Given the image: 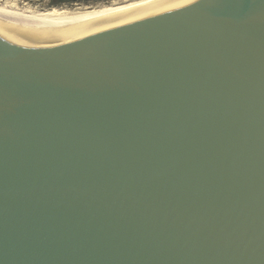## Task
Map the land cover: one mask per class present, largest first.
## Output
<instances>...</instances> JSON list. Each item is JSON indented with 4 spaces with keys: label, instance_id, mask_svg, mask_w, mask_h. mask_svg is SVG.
I'll use <instances>...</instances> for the list:
<instances>
[{
    "label": "water",
    "instance_id": "obj_1",
    "mask_svg": "<svg viewBox=\"0 0 264 264\" xmlns=\"http://www.w3.org/2000/svg\"><path fill=\"white\" fill-rule=\"evenodd\" d=\"M0 264H264V0L0 14Z\"/></svg>",
    "mask_w": 264,
    "mask_h": 264
},
{
    "label": "bare ground",
    "instance_id": "obj_2",
    "mask_svg": "<svg viewBox=\"0 0 264 264\" xmlns=\"http://www.w3.org/2000/svg\"><path fill=\"white\" fill-rule=\"evenodd\" d=\"M151 1H154V0H123L122 3L114 2L107 6L105 5V6H100L97 8H92V9H84L81 11H78V10L70 11L68 9H57V8H52L50 10L47 9V11H43V12H39L38 10L30 11V9L29 10L25 9L21 11V10L14 9L15 7L11 8L13 10L6 11L4 9L5 7L2 6V8H0V14H5V15H10V16L20 17V18H25V19L39 20V21L56 24V23H66V22L96 19V18L105 16L110 13L133 8V7L145 4V3H149Z\"/></svg>",
    "mask_w": 264,
    "mask_h": 264
},
{
    "label": "rangeland",
    "instance_id": "obj_3",
    "mask_svg": "<svg viewBox=\"0 0 264 264\" xmlns=\"http://www.w3.org/2000/svg\"><path fill=\"white\" fill-rule=\"evenodd\" d=\"M51 0H0V8L5 7L4 9L6 11L13 10L11 8L17 9V10H29L30 11H47L52 8L57 9H68L70 11H81L84 9H92L97 8L100 6H107L111 3H122L123 0H101V1H92V2H79V1H68L65 3H54L52 4L50 2ZM8 3V4H7ZM14 4V5H12ZM11 5V6H10ZM10 8V9H9ZM8 9V10H7ZM72 9V10H71Z\"/></svg>",
    "mask_w": 264,
    "mask_h": 264
},
{
    "label": "flooded vegetation",
    "instance_id": "obj_4",
    "mask_svg": "<svg viewBox=\"0 0 264 264\" xmlns=\"http://www.w3.org/2000/svg\"><path fill=\"white\" fill-rule=\"evenodd\" d=\"M68 1H79V2H92V1H101V0H60V1H57V3H65V2H68Z\"/></svg>",
    "mask_w": 264,
    "mask_h": 264
}]
</instances>
